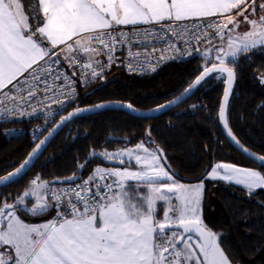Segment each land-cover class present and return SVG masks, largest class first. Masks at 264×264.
Masks as SVG:
<instances>
[{"label":"snow or ice","instance_id":"6c2138e0","mask_svg":"<svg viewBox=\"0 0 264 264\" xmlns=\"http://www.w3.org/2000/svg\"><path fill=\"white\" fill-rule=\"evenodd\" d=\"M241 23L248 26L242 33L237 31ZM217 37L218 45L213 43ZM202 43L207 47L201 52ZM157 44L167 47L160 49ZM180 44L189 55L201 52L204 65L180 96L155 111L182 102L209 79L223 80L226 87L219 120L228 137L261 170L217 163L207 178L243 185L249 194L264 189V155L240 144L227 117L239 54L257 48L264 51V3L257 0H36L35 4L0 0V115L22 117L27 106L32 108L28 115L43 111L46 119L54 117L75 101V69H79L82 86L103 79L113 64L146 74L155 71L159 61L170 58L166 55L169 50L180 52ZM134 46L145 51L133 52ZM125 47L127 56L120 61L115 54ZM157 52L160 55L153 63ZM101 56L106 62L98 59ZM64 63L74 69L71 75L64 71ZM260 82L264 84V78ZM53 104L57 108L53 109ZM112 108L136 111L131 103L77 107L35 144L14 171L0 176V187L26 175L50 137L71 119ZM47 123L54 121L47 119ZM33 138L38 139L36 132ZM161 155L162 150H150L143 142L116 152L93 150L88 159L96 156L125 165L127 158L128 166H97L81 182L75 174L53 182L37 175L11 203L4 197L0 200V264H231L217 234L207 229L201 218L203 180L179 182L161 162ZM88 159L78 163L80 171ZM57 183L60 189L52 187ZM65 184L69 186L63 187ZM29 197L35 200L32 207L27 206ZM158 201L163 202L159 211ZM21 211L33 217L49 211L55 215L29 223ZM193 233L198 235L195 242Z\"/></svg>","mask_w":264,"mask_h":264},{"label":"trees","instance_id":"16d2710c","mask_svg":"<svg viewBox=\"0 0 264 264\" xmlns=\"http://www.w3.org/2000/svg\"><path fill=\"white\" fill-rule=\"evenodd\" d=\"M22 2L30 4L31 0ZM201 60L195 57L167 65L144 77L128 76L114 69L104 81L81 90L69 110L109 101L131 103L140 110L155 108L189 86L200 74ZM236 71L227 109L228 125L240 143L264 155V86L255 77L264 72V51L241 53ZM223 86L222 82L209 79L182 105L157 118L139 119L122 111L104 110L72 121L26 175L0 189V200L9 197L11 203L37 175L46 182L73 174L88 178L97 164L104 165L99 159H88L93 150L100 153L143 142L150 150H162L165 162H161L176 174L179 182L194 184L203 180L201 218L207 229L217 234L231 264H264V189L249 194L240 186L207 178V172L219 161L261 170L234 150L221 133L217 114ZM34 145L25 136L5 140L0 130V176L18 167ZM86 159V167L80 171L77 165ZM21 215L29 223L51 218L50 211L38 217L23 211Z\"/></svg>","mask_w":264,"mask_h":264},{"label":"built area","instance_id":"2783aa9c","mask_svg":"<svg viewBox=\"0 0 264 264\" xmlns=\"http://www.w3.org/2000/svg\"><path fill=\"white\" fill-rule=\"evenodd\" d=\"M229 27H230V25H229ZM218 42H220L219 37H217L213 41L214 44L218 43ZM193 44H195L194 41H193ZM156 46H157V48H160V49H165L167 47L164 44H157ZM178 46L180 48V52L173 53L171 50H169L166 53V55L170 58H168L166 60L159 61V66L156 68V70L155 71H148L146 74H142L141 72H129L126 67L117 66V64H113V66L110 69H107L105 71L103 79L98 78V79L92 81L91 83H89L87 86H82L79 83V69H75V71H77V77H76V79H77V87H76L77 95L75 97V101L67 104L65 107V110L61 111L58 115H55L54 117H48L47 118V119L53 120L54 123H52L51 125H49L47 123V119H46V116L43 114V111H41V113H38L36 115H28L27 113L32 112V108L25 106L26 107V114L22 117H8V116L0 115V130H1V134H2L3 138L5 140H11V139L19 137V136H25L29 139V141L31 143L36 144L50 130V128L60 119V117H62L64 114L67 113V111L70 109V107L78 99L79 93L81 90L88 89L89 87L104 81L106 76L114 69L120 70L128 76L144 77V76H148V75H151V74L157 72L158 70H160L161 68H163L167 65L181 64V63L186 62L192 58L199 57V55L201 53V52L192 51L191 54L189 55L185 52V48H184L183 44H180ZM199 47L202 51L205 47H207V45L202 43ZM132 51L143 53L145 51V49L138 48V47L134 46L132 48ZM147 51L151 52V48L147 49ZM127 52H128V49H127V47H125L122 51H117L115 55L119 58L120 61H123L125 59V57L127 56ZM159 55H160L159 52H157L153 55V57H152L153 63L156 62V58H158ZM98 59L106 62V57H104V56L98 57ZM63 69L69 75H71L72 71L74 70V69L69 68L67 63L63 64ZM8 106L11 107V104H9ZM37 107L42 109V106H40V105H37ZM52 108L53 109L57 108V105L53 104ZM2 111H3V109L0 108V112H2ZM45 128H47L46 131L44 130ZM34 132L37 133L38 139L34 140V138H33ZM40 132H42V135L40 134ZM5 133H7V134H5ZM86 179L87 178L80 179V181H78V182H81L82 180H86ZM68 186L69 185H67V184L63 185V187H68ZM52 187H54L56 189H60L62 186L61 185H52ZM49 203H54V201L49 200ZM50 213H51V218H53L55 215V212L50 211Z\"/></svg>","mask_w":264,"mask_h":264},{"label":"water","instance_id":"95a60500","mask_svg":"<svg viewBox=\"0 0 264 264\" xmlns=\"http://www.w3.org/2000/svg\"><path fill=\"white\" fill-rule=\"evenodd\" d=\"M195 80V79H194ZM193 80V81H194ZM192 81V82H193ZM234 86H235V84H234ZM234 86H233V89H234ZM200 86H198L197 87V89L199 88ZM225 87H226V84L224 83V86H223V92H222V96H221V99H220V103H221V101H222V97H223V93H224V89H225ZM197 89H195L193 92H192V94L190 95V96H188L187 98H185L182 102H178V103H176V104H174V105H172L170 108H165L163 111H155V109L158 107H155V108H152V109H148V110H140V109H136L135 108V110L136 111H134V112H131V111H129L127 108H112V109H101V110H98V111H94V112H84L82 115H79V116H76V117H74L73 119H71L69 122H67L64 126H62L61 128H59L58 129V131L52 136V137H50V139H49V142H48V144L46 145V147H45V149L43 150V152L46 150V148L49 146V144L51 143V141L57 136V134L64 128V127H66L69 123H71L72 121H74V120H76V119H78V118H82V117H87V116H91V115H94V114H96V113H98V112H101V111H104V110H116V111H122V112H125L126 114H128V115H130V116H132V117H135V118H139V119H152V118H157V117H159V116H161V115H163V114H165V113H167V112H169V111H171V110H173V109H175V108H177L178 106H180V105H182L185 101H187L196 91H197ZM183 93V92H182ZM182 93H180L178 96H180ZM232 95V94H231ZM231 95H230V97H229V101H230V98H231ZM178 96H176V97H178ZM176 97H174L173 99H171V100H169V101H172V100H174V99H176ZM168 101V102H169ZM110 103H113V104H116V103H122V102H118V101H109ZM109 102H105V103H109ZM168 102H166V103H164V104H167ZM220 103H219V106H220ZM96 104H98V103H96ZM96 104H93V105H91V106H85V107H79V108H81V109H85V108H90V107H93L94 105H96ZM125 104H127V103H125ZM163 105V104H162ZM77 108H73V109H71V110H69L66 114H64L62 117H65V116H67L70 112H73L74 110H76ZM228 109V108H227ZM218 110H219V108H218ZM62 117H60V119L50 128V130L41 138V139H44L46 136H48V134H49V132H51L52 131V128H54L55 126H56V124H59V122H60V120L62 119ZM217 118H218V124H219V127H220V130H221V133H222V135L224 136V138H225V140L228 142V144L234 149V150H236L241 156H243L244 158H246L247 160H249V161H251L252 163H254L255 165H258L256 162H254L250 157H248L247 156V154L246 153H244V152H242L241 150H240V148L239 147H237V145L231 140V138L230 137H228V135H227V130L224 128V126H223V123L219 120V117H218V114H217ZM228 127H229V125H228ZM234 135V134H233ZM235 136V135H234ZM40 139V140H41ZM111 139H114V138H111ZM237 139V138H236ZM39 140V141H40ZM238 140V139H237ZM39 141L37 142V143H39ZM244 148H247V147H245L242 143H240ZM34 147H35V145H34ZM248 149V148H247ZM250 152H252V153H255V152H253L252 150H250V149H248ZM31 152V151H30ZM29 152V153H30ZM42 152V153H43ZM256 155H259V154H257V153H255ZM42 155V154H41ZM40 155V156H41ZM28 156V155H27ZM26 156V157H27ZM40 156L33 162V164H32V166H31V168L36 164V162L38 161V159L40 158ZM91 159H99L104 165H106V166H111V167H123L124 165H120L119 164V162H116V161H112V162H108V161H105V160H102V159H100L99 157H96V156H94V157H92ZM161 159L165 162V159H164V155H163V153H162V155H161ZM23 162V161H22ZM31 168H30V170H31ZM15 170V169H14ZM13 170V171H14ZM12 172V171H11ZM29 172V171H28ZM27 172V173H28ZM7 175V174H6ZM20 180V179H19ZM58 180H66V179H55V180H53V181H58ZM53 181H51V182H53ZM13 184V183H12ZM9 185H11V184H9ZM8 185V186H9ZM54 185H60V184H54ZM7 187V186H6ZM2 188H5V187H0V189H2ZM193 236L194 237H196L197 239H198V235L197 234H195V233H193Z\"/></svg>","mask_w":264,"mask_h":264},{"label":"rangeland","instance_id":"374dc122","mask_svg":"<svg viewBox=\"0 0 264 264\" xmlns=\"http://www.w3.org/2000/svg\"><path fill=\"white\" fill-rule=\"evenodd\" d=\"M257 2H258V4L259 3H264V0H257ZM260 13L258 12L257 13V15H259ZM236 19L237 20H240V21H242L243 20V17H241V16H236ZM230 27H231V25H230ZM247 25H245L244 23H241L240 24V27L237 29V31L238 32H244V31H246L247 30ZM220 42H218V43H215V44H219ZM226 43H227V41H226V39H225V45H226ZM257 49H260V48H257ZM204 50V49H203ZM202 50V51H203ZM253 50H255V49H253ZM252 50V51H253ZM201 51V52H202ZM240 55V54H239ZM199 58H201L202 60H201V68H202V66L204 65V60H203V57H202V55H201V53H200V55H199ZM215 81H219V82H222L223 83V85H224V82H223V80H215ZM146 147V146H145ZM131 148H135V146L134 147H131ZM122 148H118V149H115V150H111V151H108V152H116V151H118V150H121ZM125 149V148H124ZM125 161H126V163H127V158H125ZM116 162H118V161H116ZM217 163H229V162H216L215 164H217ZM215 164L213 165V166H215ZM229 164H232V163H229ZM97 166H100V167H103V168H109V167H111V166H104V165H101V164H97L95 167H94V169L97 167ZM128 166V165H127ZM132 167H135L136 168V166H135V164H134V161L132 162ZM238 167H240V166H238ZM243 168V167H242ZM93 169V170H94ZM211 171V170H210ZM221 171V174H223V170H220ZM208 179H210V180H213V181H219V182H223V183H227V184H233V185H237V184H235V182H230V181H225V180H222V179H219V178H217V179H211V178H208ZM32 179H30V181H31ZM29 181V182H30ZM196 184V183H195ZM237 186H240V187H244L243 185H237ZM28 187H29V185H28ZM244 189H246L245 187H244ZM247 190V189H246ZM255 190H258V189H255ZM255 190H253V191H255ZM249 191V190H248ZM175 202V201H174ZM162 205L161 203H157V205ZM28 206V205H27ZM200 215H201V206H200ZM195 240H197V238L196 237H194L193 236V242H195Z\"/></svg>","mask_w":264,"mask_h":264},{"label":"crops","instance_id":"0c3cea01","mask_svg":"<svg viewBox=\"0 0 264 264\" xmlns=\"http://www.w3.org/2000/svg\"><path fill=\"white\" fill-rule=\"evenodd\" d=\"M35 3H36V0H31V2H30V4H35ZM234 12H235V10H234ZM133 170H135V167H133ZM194 184H195V183H194ZM243 188H244V187H243ZM247 190H248V189H247ZM28 200L31 201V202H29V203L27 204L28 207H32L33 204L35 203L34 198L29 197ZM157 203H161V204H163V202H160V201H158ZM46 220H48V219H46ZM46 220H40V221L35 222V223H40V222H43V221H46Z\"/></svg>","mask_w":264,"mask_h":264},{"label":"flooded vegetation","instance_id":"af4514ba","mask_svg":"<svg viewBox=\"0 0 264 264\" xmlns=\"http://www.w3.org/2000/svg\"><path fill=\"white\" fill-rule=\"evenodd\" d=\"M255 77H256V79H257L258 84H259L260 86H264V84H262V83L260 82V80H261L262 78H264V72H261V73L256 74Z\"/></svg>","mask_w":264,"mask_h":264}]
</instances>
